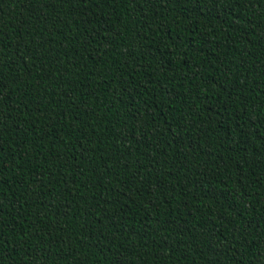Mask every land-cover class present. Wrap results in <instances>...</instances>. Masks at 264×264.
<instances>
[{"label": "trees", "instance_id": "1", "mask_svg": "<svg viewBox=\"0 0 264 264\" xmlns=\"http://www.w3.org/2000/svg\"><path fill=\"white\" fill-rule=\"evenodd\" d=\"M0 264H264V0H0Z\"/></svg>", "mask_w": 264, "mask_h": 264}]
</instances>
